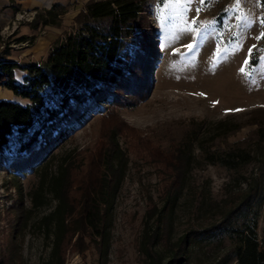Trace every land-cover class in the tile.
Here are the masks:
<instances>
[{
    "label": "rangeland",
    "instance_id": "rangeland-1",
    "mask_svg": "<svg viewBox=\"0 0 264 264\" xmlns=\"http://www.w3.org/2000/svg\"><path fill=\"white\" fill-rule=\"evenodd\" d=\"M89 1L0 0V53L22 63L45 62L58 43L80 28L78 16ZM55 3L62 6L56 25L36 21L38 14L52 9ZM148 8L158 32V53L152 63L145 101L119 110L120 118L141 138L120 137L129 164L113 210L107 264H150L142 249L146 220L154 207L162 206L172 171L164 157L154 156L158 159L153 160L138 154L144 151L141 148L147 137L154 142V149H170L195 122H205L201 134L205 142L221 122L239 124V131L217 140L216 146L245 147L254 154V160L238 171H230L209 165L200 145L196 146L172 220V241L190 230L219 222L223 213L238 204L250 186L258 182L262 202L256 199L252 213L258 214L257 232L264 248V140L256 134L260 124L264 126V37L257 39L264 32V24L260 23L264 20L262 2L239 0L237 8L236 0H179L178 4L175 0H148ZM23 38L27 40L21 41ZM190 44L191 50L187 47ZM137 46V39L130 43L131 48ZM246 59L248 65L244 63ZM242 67L247 75L241 73ZM24 75L17 71L19 81ZM2 100L29 103L0 88ZM100 122L97 114L87 116L50 155L47 173L42 167L15 175L10 170L14 145L0 152V264H44L49 259L52 239L46 237L41 221L55 209L56 201L46 192L48 201L35 208V192L44 177L57 174L68 156L82 158L83 151L94 147ZM157 248L161 249L162 244ZM231 248L227 238L204 243L194 250V260L196 264H237L228 256ZM65 258L66 264H101L94 247L83 253L70 247Z\"/></svg>",
    "mask_w": 264,
    "mask_h": 264
},
{
    "label": "trees",
    "instance_id": "trees-1",
    "mask_svg": "<svg viewBox=\"0 0 264 264\" xmlns=\"http://www.w3.org/2000/svg\"><path fill=\"white\" fill-rule=\"evenodd\" d=\"M261 2L264 7V0ZM61 9V4L55 3L52 9L38 14L36 21H43L45 26L56 25ZM78 17L80 28L58 43L43 63H22L0 53V88L29 102L23 105L0 101V152L14 145L10 161L13 174L42 167L47 173L50 155L85 118L97 114L101 119L94 147L83 151L82 158L68 156L57 174L44 177L35 192V208L48 201L46 192L56 201L55 209L41 221L46 237L52 239L50 257L44 264H66L70 247L80 253L94 247L101 264H107L113 210L129 164L120 137L141 138L120 118L119 110L145 101L152 63L158 53V32L150 20L148 0H90ZM1 31L0 27V42ZM136 39L139 46L131 48L130 43ZM17 71L25 73L22 81L18 80ZM192 125L167 150H155L151 138L143 139L144 151L138 156L153 160L158 159L154 156L164 157L172 171L162 206L154 207L147 216L143 252L150 264H196L195 249L227 238L232 244L228 256L237 264H264V248L257 232L258 214L252 213L256 199L262 202L258 182L250 186L238 204L223 213L219 222L190 230L172 241V220L196 146L200 145L209 165L230 171H238L254 160V154L245 147L216 146L217 140L239 131V124L221 122L206 142L201 139L205 122ZM256 134L264 140L263 125Z\"/></svg>",
    "mask_w": 264,
    "mask_h": 264
},
{
    "label": "snow or ice",
    "instance_id": "snow-or-ice-1",
    "mask_svg": "<svg viewBox=\"0 0 264 264\" xmlns=\"http://www.w3.org/2000/svg\"><path fill=\"white\" fill-rule=\"evenodd\" d=\"M202 2H203V0H202ZM175 3L178 4L179 3V0H175ZM236 6L238 8V6H239V0H236ZM197 11H199V9H197ZM193 23H195V21H193ZM260 23L261 24H264V20H261ZM188 30L189 31H193L194 29L189 28ZM261 37H264V32H262L260 34V36L257 37V39H260ZM187 47L189 48V50H191L192 45L191 44L190 45H187ZM253 47H255V46H253ZM251 55H252V49H249V58H251ZM262 58H264V57H262ZM244 63H245V65H248L249 64V59H246ZM240 71H241V73H244L245 75H247V73L245 72V68L244 67H242L240 69Z\"/></svg>",
    "mask_w": 264,
    "mask_h": 264
},
{
    "label": "built area",
    "instance_id": "built-area-1",
    "mask_svg": "<svg viewBox=\"0 0 264 264\" xmlns=\"http://www.w3.org/2000/svg\"><path fill=\"white\" fill-rule=\"evenodd\" d=\"M34 17H35V16H33V18H34ZM23 18H24V16H21L20 19L22 20ZM29 18H30V17H28V20H29ZM31 19H32V18H30V20H31Z\"/></svg>",
    "mask_w": 264,
    "mask_h": 264
}]
</instances>
